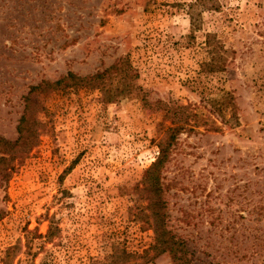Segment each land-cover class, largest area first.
<instances>
[{
    "label": "rangeland",
    "instance_id": "obj_1",
    "mask_svg": "<svg viewBox=\"0 0 264 264\" xmlns=\"http://www.w3.org/2000/svg\"><path fill=\"white\" fill-rule=\"evenodd\" d=\"M196 1L0 0V139L36 130L0 183V264H174L136 190L171 134L192 264H264V0Z\"/></svg>",
    "mask_w": 264,
    "mask_h": 264
},
{
    "label": "trees",
    "instance_id": "obj_2",
    "mask_svg": "<svg viewBox=\"0 0 264 264\" xmlns=\"http://www.w3.org/2000/svg\"><path fill=\"white\" fill-rule=\"evenodd\" d=\"M208 1L209 0H197L196 4L211 9L218 7L215 3L216 0H211L210 3H207ZM209 39L208 35L207 44L211 42ZM107 72L108 70L90 77H80L71 72L67 77L61 78L55 82L45 81L42 85H38V88H42L44 85L56 87L63 82L77 86L78 84H86L95 81L96 79L102 81ZM127 72L129 73V70ZM128 75H130V78L134 77V73L131 74L130 72ZM136 76L137 75H135V77ZM102 88L106 87L103 86ZM118 94H122V92ZM28 112L30 114L32 113L30 110H28ZM19 132L20 135L14 142L0 139V146L2 148L0 149V152L2 153V155H0V183L9 178L11 172L15 168L17 160L22 158L23 154L32 146L31 144L33 141L31 138L36 134H34L36 130L34 129V124L29 123L27 116L22 117ZM174 138V134H171L167 138H163L159 141V155L145 170L144 176L138 183L136 190L140 193L139 199L147 202L146 204L143 203L141 207V212L143 213L142 216H144L142 221L148 224L155 233V244L153 248L158 252H169L173 258L174 264H192L185 243L175 236V233H173L172 229L169 227L167 220L168 214L167 203L164 197L165 185L163 181V169L170 158ZM52 232V229H50L47 234L48 238L52 237ZM123 255L127 257L126 251H124ZM114 257H116V254ZM9 258H11L10 252H8V258H4V264H12ZM119 262L115 260L116 264H119Z\"/></svg>",
    "mask_w": 264,
    "mask_h": 264
}]
</instances>
